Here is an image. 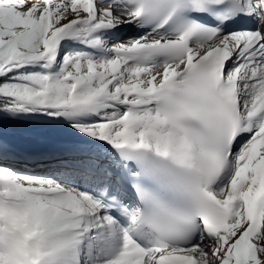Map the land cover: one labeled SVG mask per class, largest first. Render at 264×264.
<instances>
[{
  "label": "snow or ice",
  "instance_id": "obj_1",
  "mask_svg": "<svg viewBox=\"0 0 264 264\" xmlns=\"http://www.w3.org/2000/svg\"><path fill=\"white\" fill-rule=\"evenodd\" d=\"M0 264H264V0H0Z\"/></svg>",
  "mask_w": 264,
  "mask_h": 264
},
{
  "label": "rangeland",
  "instance_id": "obj_2",
  "mask_svg": "<svg viewBox=\"0 0 264 264\" xmlns=\"http://www.w3.org/2000/svg\"><path fill=\"white\" fill-rule=\"evenodd\" d=\"M10 134H11L12 136H21L23 133H22V132H19V131H16V130H12V131L10 132Z\"/></svg>",
  "mask_w": 264,
  "mask_h": 264
},
{
  "label": "bare ground",
  "instance_id": "obj_3",
  "mask_svg": "<svg viewBox=\"0 0 264 264\" xmlns=\"http://www.w3.org/2000/svg\"><path fill=\"white\" fill-rule=\"evenodd\" d=\"M39 147V146H38Z\"/></svg>",
  "mask_w": 264,
  "mask_h": 264
}]
</instances>
